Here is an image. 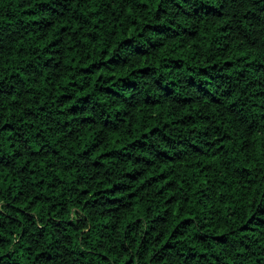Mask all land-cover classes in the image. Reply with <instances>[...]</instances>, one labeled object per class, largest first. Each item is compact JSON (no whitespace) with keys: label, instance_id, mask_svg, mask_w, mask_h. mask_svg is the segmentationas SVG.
<instances>
[{"label":"trees","instance_id":"obj_1","mask_svg":"<svg viewBox=\"0 0 264 264\" xmlns=\"http://www.w3.org/2000/svg\"><path fill=\"white\" fill-rule=\"evenodd\" d=\"M0 264H264V0H0Z\"/></svg>","mask_w":264,"mask_h":264}]
</instances>
